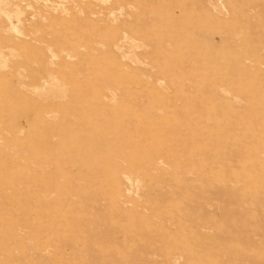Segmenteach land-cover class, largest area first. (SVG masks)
Segmentation results:
<instances>
[{"label":"rangeland","instance_id":"rangeland-1","mask_svg":"<svg viewBox=\"0 0 264 264\" xmlns=\"http://www.w3.org/2000/svg\"><path fill=\"white\" fill-rule=\"evenodd\" d=\"M2 1L0 264H264V0Z\"/></svg>","mask_w":264,"mask_h":264},{"label":"bare ground","instance_id":"bare-ground-1","mask_svg":"<svg viewBox=\"0 0 264 264\" xmlns=\"http://www.w3.org/2000/svg\"><path fill=\"white\" fill-rule=\"evenodd\" d=\"M1 3H3L2 0H0V4H1ZM1 13H2V12H1ZM9 14H10V13H9ZM17 14H18V13H17ZM14 16H15V15H14ZM14 16H13V17H14ZM9 19H10V18H9ZM15 21H16V20H15ZM12 29H13V27H12ZM13 32H14V31H13ZM53 59H54V58H53Z\"/></svg>","mask_w":264,"mask_h":264}]
</instances>
